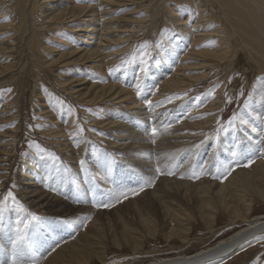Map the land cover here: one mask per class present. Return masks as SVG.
I'll return each mask as SVG.
<instances>
[{"label":"bare ground","instance_id":"1","mask_svg":"<svg viewBox=\"0 0 264 264\" xmlns=\"http://www.w3.org/2000/svg\"><path fill=\"white\" fill-rule=\"evenodd\" d=\"M62 1L68 0H0V10L5 9L6 11L5 13H3V11L0 12V14L2 13L0 15V31L10 29V32L13 31V35H19L20 39H24L27 33H32L33 35L30 38L28 37L29 39L26 38L28 39L27 44H29L28 46L32 53L39 52L42 56V51L47 50L45 45L46 41L53 39V37L48 36V32L54 30L52 27L54 23L66 24L76 21H88L89 24L76 26L75 29H73L74 32L79 31L85 33L83 35H87V33L93 35L96 31H101L100 40H103L104 33H107L106 28L111 29L113 27L110 25L112 20H108L107 22L105 19L114 12L124 10L123 7L128 8V2L136 3V0H101L100 5L102 3L104 5L99 9L92 7L91 4L87 5L88 3L85 2L86 0L83 3L77 4L74 3L78 0H71L64 6H60ZM138 2L140 3L136 5L133 12H127L129 15L134 13H136V15L138 14V17H130L131 19H134V21H138V23L130 22L131 26L127 29L128 39H132V42L137 37L136 33L141 31L139 25L142 24L146 28L141 32V35H145L151 32L150 30L154 26V23L160 21L164 15H167L166 19H169L170 21L172 20V25L183 26L181 31L177 30L176 33L171 32L170 34L167 33L165 36L163 34L160 36L159 39L162 41L158 44V55L153 61V67H151L152 72L148 74V77L162 76L164 71L170 67L169 63L166 62L172 59H177L181 54L180 52H184V48L186 49L187 47V40H190L191 44L188 46L187 54L183 58L184 62L181 61L178 65L174 66V73L159 82V84L161 83L159 90L157 91L158 84L157 88L153 90L149 98H147V86L150 83L149 81L152 80L146 82L145 90H142V97H139L138 100H136V103L134 104V107L136 108H132L137 111L130 110V112H127V114L131 112L136 114L134 120H132V118L129 119V117L122 112H113L112 109H105V116L100 115L96 117V120L93 118L92 121H95V125L99 124L100 127L112 129L116 126L120 128L123 126H129L128 123H130L131 125L127 127L126 130L129 133H135L137 130L132 127V124L141 123L143 121L150 122V119H152V121L156 119L161 120V118L163 122H168L171 117H175L177 114V119L180 120L181 126L173 127V131H175L176 134L183 135L185 131L192 133V135L200 134L201 131L210 128L204 126H211L215 122L217 123V119L220 118V111L225 104H223V91L227 86L228 79L226 78L213 86L212 89H210L209 96L206 98L204 97L205 99L203 101H198L200 98H195L190 102L179 101L180 103L175 106L170 104L173 106L171 108L169 107L170 109L167 108L164 111H160L162 110L161 107L165 104V100H167L165 96L167 94L171 95L172 100L180 98L182 94H185L186 90L189 89L188 87L191 86L192 83L194 84L207 79V76L209 75L208 73L212 70L210 67L212 66L218 65L219 67H232L233 63L231 59L234 56H237L239 53L237 50L241 49L246 52V55H248L250 65H252L251 67L256 71V74L253 77V83L248 85L250 86L251 97V100L247 102L249 106L241 110L240 116H243L244 119L248 120L247 126L250 129L254 131L261 129L259 131L260 136L255 139L256 144L254 145V147L257 148L256 153L258 151L257 155H259V157L254 158L253 155H249V151L247 150L248 146L244 145L243 151L244 149L245 151L243 153H245L246 156H241L239 160H243L246 167H252V170L248 173L241 172L235 177H232L231 180L223 179L220 180L219 183H214L218 180L216 179L217 172H213L212 169L215 163H212L211 156L220 153V149L222 148L226 151V157L229 156L232 150L237 152L236 146L238 145V140L231 139L230 136L218 139L213 146L210 147L211 153L208 155L206 162L205 155L201 157L202 151H205L206 147H204L205 145L203 144H197V146L192 148L189 152V159L192 158L196 163L191 167V172L184 174L187 176L185 179L186 181L165 180V183L160 185L162 186L160 191H153L152 199L159 201V206L165 208L166 215L170 220V222H166L165 225L159 226L158 221L151 213V211L157 212L159 206L155 204L156 202L153 200L147 202L149 203V206H142L141 203H143V201L140 202L142 197L135 194V192L141 189V187H136L134 185L130 187V190L134 191L123 192L124 195L119 198V201L124 197L126 200L124 203L126 204L119 209H116V211H114L116 214L114 216H116V218L114 217L111 219V215L109 216V214L113 210L112 207L116 208V206H121L119 201L117 204L112 202H115V191L117 190V187L115 186H117L116 182L119 181V177L117 175L115 176V172H113L112 163L110 161L113 160L115 156H113L112 153L104 154L99 145L100 143L95 142L93 145L100 150L95 155L94 165H91V168L86 165L80 166L81 170L73 174V183L75 179L81 177L82 174L85 173H88L94 178V182L101 188L102 193L107 192V197L104 198V204H108L110 207H103L102 216H106V220L109 221L107 223L104 222L100 227L94 226L91 222L90 225H86L78 234H76V231L74 230L73 223L61 219H52L46 224H41L40 221L32 222L31 225H33V227H29L26 230V243L22 242L19 246L23 248L27 247L28 254H25L26 260L34 259L37 261V264H92L93 260L97 259L102 264H106L107 255L112 246L118 250L124 247H129L134 253H138L143 249L145 240L148 238H155L159 235L165 237L167 241L179 238L181 241L186 242L188 241L187 239L191 230V225L185 220L182 213L176 212L178 211L176 209L171 210L172 207L169 204L171 202L165 199V197H178L176 193L173 191L171 192L172 189L186 193L188 196L186 199L191 200L196 198L197 202H199V213L203 211V207L205 209H213L212 206H214V200H217L228 207L232 199H240L239 197L246 198V191L248 190H243V192L239 194L241 191L239 188L240 184L251 187L252 189L250 190L253 191L254 194L258 196L260 195V197L264 199V105L261 104L262 102L264 104V0H138ZM127 10L130 9L128 8ZM100 14H107V16L100 20ZM140 14L144 15V17L141 18ZM120 17L122 16H119L118 18ZM99 23L102 25L101 30L97 28ZM166 23L169 22L166 21ZM68 26L72 28V25L68 24ZM167 26H169V24ZM187 30L191 37L184 35L187 33ZM9 40L10 38L5 40L0 38V54L3 55V53L12 49ZM99 46L100 48L97 47L96 49H92L91 44H87V50H83L84 53L78 58L72 59V56H74L73 52L70 55L59 57L56 60V63L67 61V65H73L79 62H92L95 58L105 55V52L109 49L101 44H99ZM180 48L182 51L178 50ZM130 49L131 45L130 47L128 45L125 48V51H130ZM113 54H115V52L106 54L108 57L105 55L103 56L104 59L102 58V60H100L101 62H104V60L107 61V70L110 69L115 62L112 56ZM34 56L35 61H38L37 55L35 54ZM214 63H216V65ZM16 65L17 64L14 62L8 65H2L0 63V73H8L11 69L16 67ZM143 67L144 63L141 64L140 70ZM131 70L132 69L129 68H117L119 74L116 79L117 82H114V78L110 77L111 81L103 85L99 90L100 92H98L97 87H95L96 83L89 85L90 82H86L84 78L73 79L72 76H69L67 77V81H65L66 79H61V81L57 80V84L61 85L60 87L62 88L65 87L64 89L69 91L70 96L72 95V97L78 99L82 97L84 101L92 104L99 103L112 96L121 95L120 98L125 96L127 99L134 96V98H136L137 95L135 96L134 92L126 91L123 83L130 85V80L136 78L137 83L135 85L139 82L145 84L143 82L144 76L137 75V73L134 72L135 70ZM231 73L232 70L230 69L228 74ZM238 73L239 75L243 74L242 71ZM145 76H147V74ZM61 77L66 76L62 74ZM232 78H235V74L232 75ZM244 80L245 83L242 93L247 85L246 77ZM73 84L74 87L72 89L71 87ZM40 88L39 90H34L36 91L35 99L38 102V105H36V112L42 111L43 115L41 116H44V118H42L46 121L48 120V123H46L48 125L44 123H42L43 126L40 125L41 129L47 126V129L42 132L46 136H49L50 138L52 137L50 141L54 144H57L64 149H70L67 151L69 152V156L73 155V157L76 158L75 154L77 151L73 149L72 145L74 142H71V140L76 139L77 137L68 138L64 132V128L67 125L71 127L72 133L76 131L78 119L76 112L75 114L73 112L75 108L64 105V109L62 106L63 103L59 101L60 99L56 100L51 98L49 94H47L45 88H43L44 90ZM160 88L163 91H160ZM158 97H162L163 99L161 98L162 100H157ZM148 99L152 102L151 106L147 103ZM64 100L62 101L64 102ZM252 102L254 103V106H251ZM4 103L8 102L5 100ZM4 103L2 102V104ZM66 107L68 109H66ZM6 108H9L8 104ZM181 108H187L186 115L183 118L179 116V113L182 110ZM1 111L3 112V109ZM42 112L40 113L42 114ZM59 114H68L66 117L68 120L66 123L67 125L65 126L62 124L63 128L61 130L56 128V126H61V124L57 123V121H59ZM11 115L4 111L3 114H0V121L3 119V121H8L13 115H16V113H14L12 117ZM123 117L126 118L123 119ZM115 118H117V120ZM74 121H76V124H74ZM171 121L172 120L169 122ZM187 125L190 126L187 127ZM185 126L188 129L183 131L182 129ZM16 129H19V127ZM76 140H78V138ZM249 140L253 141V136H251ZM185 143L189 145V142ZM185 143L181 144L183 145ZM187 144H185L184 149H189ZM12 145L15 146V143ZM154 147L158 149V146H153L151 148L152 151L154 150L156 154H159ZM13 148L15 149V147ZM75 148L81 151L82 146L77 145ZM1 151H7L3 144H0V152ZM11 154H13V152H11ZM76 155L78 156L79 153ZM184 156H186V154ZM231 158L232 157L228 158V161H232ZM2 160L3 159H0V179L2 176L5 177L4 167L8 166L7 163ZM225 162L224 158H222L216 163L221 169H223ZM49 163V160L38 157L30 158L23 162L20 167L19 177H23V175L26 174V171L29 175L19 186L20 189H17L21 197L25 198V200L21 201H23L26 206L44 209L52 218H55L60 214L73 213L77 204L73 202L71 191L76 193V186L74 184L71 188L67 186L69 176H66L65 173L67 170L69 172L72 170L68 166L67 170H65V166L61 168L48 165ZM27 165L28 168L26 167ZM37 165H41L44 170L37 173V176L34 179L32 177L33 170ZM92 168H96L98 174H96ZM161 173V171L155 172V176L165 175H162ZM207 173L210 175H206ZM233 173L234 172L232 171L230 176ZM193 177L194 181L192 180ZM195 177H199L200 179H196ZM151 182H153V180ZM213 185H215L214 188L212 187ZM59 186L60 190H58ZM162 194H166V196L164 197ZM125 195L127 198H125ZM87 196L88 195L86 194L83 198L89 200L90 196ZM78 202H80V199H78ZM205 203L207 206H205ZM250 205H252V200L249 203V206L247 205L248 209H251ZM130 209L133 212L132 215L135 216L136 222L129 220L125 216L126 212L130 211ZM16 212L21 216L27 215L26 211L19 212L18 205L16 207ZM13 213L14 211H12L11 208H6V211L1 213L0 216V224L5 231L4 239L11 247L13 240H15L17 236V233L15 232V221L12 219ZM175 217L180 219L176 220ZM240 217L245 220V225L229 235L220 238L209 246L190 253L182 252L166 256H155L142 264H217L231 256H223L215 259L209 258L205 261H202V259L205 255L206 258L210 254L217 252L221 245L239 239L246 233H256L253 235L252 239L247 241L248 244L252 241L254 242L257 238L264 237V214L250 217L239 209L234 210L232 219L236 220ZM243 238H245V236ZM1 251H4V253L2 252L3 254L8 255L4 248H1ZM1 255L2 254H0V260L6 261L3 260L4 258ZM12 258L13 247L8 259L9 261L4 262V264H10ZM17 259H20L19 255H17Z\"/></svg>","mask_w":264,"mask_h":264},{"label":"rangeland","instance_id":"2","mask_svg":"<svg viewBox=\"0 0 264 264\" xmlns=\"http://www.w3.org/2000/svg\"><path fill=\"white\" fill-rule=\"evenodd\" d=\"M70 1L71 0L62 1L60 6H64ZM84 1L85 0H78L74 4L83 3ZM85 2L88 3L87 5L91 4L92 7H96L99 9L104 5L103 3L100 5L101 0H86ZM139 3L140 2H138V0H136V3L128 2V8L130 10H127V7H123L124 10L114 12L113 14H110L107 19H105L107 20V22L108 20H112L110 25H112L113 27L111 29L106 28L107 33H104L103 40H100L101 31H96V33L93 35H90L89 33H87V35H83L85 33L79 31L74 32L73 29H75L76 26L89 24L88 21H76L66 24L54 23L52 25V27L54 28V30H52L53 33L52 31L48 32V36L53 37V39L46 41L45 45L47 47V50L42 51V56L39 52L36 51V53H32L28 46L29 44H27L28 39L33 35L32 33H27L24 39H20L19 35H13V31L10 32V29L0 31V38L4 40L10 38L9 43L12 46V49L3 53V55L0 54V63L2 65H8L12 62L17 64V68L14 67L8 73H0V114H3L4 111L5 113H9L10 115L16 113V115H13V117L11 115L12 118L8 121H3L4 119L0 121V144L5 145V149L7 150L1 151L2 153L0 152V159H3L2 161H5V163H7L8 165L4 167L5 177L2 176L0 179V201L4 200V197L7 196V193L9 191L13 193V196L16 198L15 201L9 198L3 205L5 208H11V210L14 211L12 215L13 221H15L16 216L18 215V213L16 212V207L17 205L19 206L22 203V205L25 207L24 209L27 208L26 214L28 212H31L41 217V219L39 220L41 224H46L52 219H61L66 222L73 223L76 234L81 232L86 225H90L91 222L96 227H100L104 222L107 223L109 221L106 220L107 217L102 216L103 205H105L104 198L107 197V192L102 193L101 188L94 182V178L88 173H81L82 176L75 179L73 183V174L81 170L80 166L86 165L91 168L90 166L94 165L95 155L100 150L93 145L95 144V142L100 143L99 145L104 154L112 153L113 156H115V158L110 161L112 163V168L113 172H115V176L117 175L119 177V181L116 182L117 186H115L117 187V190L115 191V202L112 201L116 204L118 203L119 198L124 195L123 192L134 191L130 190V187L134 185L136 187H141V189L143 188V191H141V189L137 191L135 190V194H138L139 197H142L140 200V202L143 201V203H141L142 206H149V203L147 202L149 200H153V191H160V189L162 188V186L160 185H163L165 183V180L186 181L185 179L187 178V176L184 174L191 172V167L196 163L192 158L189 159V152L192 148H195L197 144L205 145L204 147H206V152L202 151L201 157L205 155L206 162L208 155H210L211 153L210 147H212L218 139L225 138V136H230L231 139H237L239 147L237 148L236 156L232 155L233 152H236L232 150L229 156L226 157V151L223 150V148L220 149V153L213 154L211 156L212 163H215L212 169L213 172H217L216 179L218 180L214 183H219V181L223 179L231 180L232 177H235L241 172L248 173L250 172V170H252V167L247 168L245 162L243 160L240 161L239 158L241 156H246V154L243 153L245 151V149L243 151L244 145L248 146L247 150L249 151V155H253L254 158L259 157V155H257L258 151L256 153L257 148L254 147V145L256 144L255 139L260 136L259 131L261 129L254 131L250 129L247 124H241L239 119L232 124L229 123L234 114L238 117L241 115V110L244 109L245 104L249 102L250 86L248 85H251L253 83V77L256 74V71L251 67L252 65H250L248 55H246V52L242 51L241 49L237 50V52H239L238 55L234 56L231 59L233 63L232 67H219L218 65H216V63H214L216 66L210 67L212 68V70H210L211 73H208L209 75L207 76V79L196 82L194 84L192 83L191 86L188 87L189 89L186 90L185 94H182L180 98L172 100L171 95L167 94L165 96L167 100H165V104L163 105V107H161L162 110L160 111H164L167 108L170 109L171 107H173L172 105L175 106L183 101L190 102L195 98H200V100L198 101H203L206 97L209 96L210 89H212L213 86H215L220 81L225 80L226 78L228 79L227 86L223 91V104H225L220 111V118L217 119V123L215 122L211 126H204L210 128H207L205 131H201L200 134L192 135V133L185 131L190 125H187V127L185 126L182 129L183 131H185L184 134H186L187 136L184 134H176L175 131H173V127L181 126L180 120L177 119V114L175 115V117L170 118V120H172L171 122H169L170 120L168 122H163L161 118V120L156 119L152 121V119H150V122L143 121L141 123L132 124V127L136 128L137 130L135 133H129L126 130V128L131 125L128 122L126 123H128L129 126H123L121 128L116 126L112 129L100 127L99 124L95 125V121H92L93 118L94 120H96V117L100 115L105 116V109H112L113 112H122L123 114L127 115L129 119L132 118V120L136 118V114H134V112L127 114V112H130V110L137 111L132 108H136L134 107L136 100H138V98L142 97L143 95L142 91L140 95H137V85H135L137 83L136 78H132L130 80V85L123 83L126 91L134 92V95H137L136 98H134V96L130 99L125 98V96L120 98L121 95L112 96L106 98L104 101L94 104L84 101L82 97L78 99L72 97V95L70 96L69 91L64 89L65 87L62 88L60 87L61 85L57 84V80L61 81V79H66L65 81H67V77L69 76H72L73 79L84 78L86 82H90L89 85L96 83L95 87H97V91L100 92V88L111 81L110 77H113L114 82H117L116 79L119 76L117 68H129L135 70L134 72L137 73V75L144 76L143 82L145 84H141V82L138 83L142 86V90H145L146 82L152 80L149 81L150 83L147 86V98H149L153 90L157 88L159 82L166 79V77H168L170 74L174 73V66L183 61V58L187 54V48L188 46H190L191 41L187 40L186 49L184 48L183 53L180 52L181 54L177 59H172L166 62L169 63L170 67H168L166 71H164L162 76L158 75L148 77V74L152 72L151 67H153V61L158 55V44L162 41L159 39L160 36L162 34L165 36L167 33L170 34L171 32L176 33L177 30L181 31V28H183V26L172 25V20L170 21L169 19H166L167 15H164L160 21L154 23V26L152 27L153 29L151 28L150 30L151 32L145 35H141V32H143L146 28L142 24L139 25L141 31H138L136 33L137 37L132 42V39H128L127 29L131 26L130 22L138 23V21H134V19L130 18L138 17V14L136 15V13H134L129 15L127 14V12H133L136 5ZM1 11H3V13L6 12L5 9L0 10V12ZM106 16L107 14H100V20H102ZM119 16L122 17L118 18ZM140 16L141 18L144 17V15L142 14H140ZM166 21H168L169 23H166ZM68 24L72 25V28H70ZM168 24L169 26H167ZM97 28L101 30L102 25H100L99 23V26H97ZM186 32L187 33H185L184 35L187 37H191L188 30ZM87 44H91L92 49H96L97 47L100 48L99 44L104 45L105 48H109L105 53L110 54L112 52H115V54H113L112 56L116 63L114 62L113 66L107 70V61H100L106 54L102 55L101 57L95 58L92 62H79L73 65H67V61H60L56 63V60L59 57L70 55L73 52L74 56L71 55L72 59L78 58L84 53V51L87 50ZM128 45L129 47L131 45V49L130 51H125V48ZM145 45H147L146 48ZM178 50H181V48ZM145 52L148 53L146 58ZM35 54L37 55L38 61H35ZM106 56L108 57V55ZM144 59H147V72L143 73L140 70V66L143 63ZM230 69L232 70V73L235 74V78H232V75L234 74H228ZM240 71H242L243 74L239 75L238 72ZM62 74H64L66 77H61ZM146 74L147 76H145ZM245 77L247 79V85L245 87V90L243 91L242 96L241 93L245 83ZM74 84L71 87L72 89L74 87ZM160 85L161 83L158 85V89ZM39 88L42 90H44L43 88H45L47 94H49L51 98L56 100L60 99L59 101L63 103V107L65 105L71 108H75V111L73 110V112L74 114L76 112L78 119L76 131L72 133L71 127L66 124L68 122V120L66 119L68 114L58 115L59 121H56L57 123L61 124V126H56V128L61 130L63 128V125H67L64 128V132L67 137L78 138V140H76L77 138L71 140V142H74V144L72 145L73 149L76 150L77 153H79L78 156L76 155L77 153L75 154L76 158H74L73 155L69 156V152L67 151L70 149H64L61 146L54 144L50 141L52 137L50 138L42 132L47 129L46 125L48 124L46 123H48V120L46 121L43 119L44 116H41L43 115L42 111L36 112V105H38V102L35 99L36 91L34 90H39ZM160 91L163 90L160 88ZM161 98L162 97H158L157 100H162L163 98ZM5 100L8 103H4ZM62 100H64V102ZM1 101L4 104H2ZM147 101H149V99ZM7 104L9 105V108H6ZM261 104L264 105L263 102ZM251 106H254L253 102L251 103ZM1 108L3 109V112L1 111ZM66 109L68 108L66 107ZM186 111L187 108L182 109L179 113V116L183 118L186 115ZM40 112H42V114ZM125 118L126 117H123V119ZM115 119L117 120V118ZM75 122L76 121H74V124H76ZM42 123L46 124V127L41 129V126H43ZM18 127L19 129H16ZM153 129H155V132H153ZM10 131L13 132L11 133ZM251 136H253V141L249 140ZM185 142H189V145ZM13 143H15V146L12 145ZM181 143L187 144L189 149H184L185 144L182 145ZM77 145L82 146L81 151L75 148ZM12 146L15 147V149ZM153 146H158V149H161L160 151L162 152L154 147L156 151L159 152V154H156V152L154 150L152 151L151 149ZM10 151L13 152V154H11ZM185 154L186 156H184ZM34 157L49 160L50 163L48 165L61 168L65 166V170H67L68 166L72 170L71 172L67 170L65 171V173L66 176H69L67 186L69 188L73 187V184L76 186V193H73V191H71L73 202L77 204L73 213L60 214L55 218H52L51 215H49L44 209L26 206L25 203L21 201L25 200V198L21 197L17 189H20L19 186L29 174L26 171V174H24L23 177H19L20 167L22 166L24 161ZM230 157L233 158H231L232 161H228V158ZM222 158H224V160L226 161L223 169H221V167H219L216 163ZM81 161H83L84 163L82 164ZM28 165L26 166L27 168ZM157 168H159L160 171L165 175L155 176ZM92 169H94L95 173L98 174L96 172V168ZM228 169H231V172H234L231 176L228 173ZM42 170L44 169H42L41 165H37L33 170L32 177L35 179L37 173L41 172ZM168 173L173 174L169 175ZM206 175L210 174L207 173ZM195 178L200 179L199 177ZM152 180L153 182H151ZM192 180L194 181V177ZM214 186L215 185H213L212 187L214 188ZM239 188L241 189L239 194H241L243 190H248L246 191V198L239 197L240 199H232L228 207L227 205H224L223 203L212 199L214 200V206H212L213 209H205L203 207V211L201 213L198 212L199 202H197V199H186L188 196L184 192L183 194L180 190L179 192L173 189L171 190V192L173 191L174 193H176L178 197H165L166 194H162L166 200L171 202L169 203L172 207L171 210H178L176 212L182 213L183 217H185V220H187V222L191 225V230L187 239L188 241H181L179 238L167 241L165 237L159 235L155 238H148L149 240H145L143 249L138 253H134V251L129 247H124L118 250L114 248V246H112L110 247L111 250H109V253L107 255L108 263L106 262V264H142L155 256H166L182 252H194L200 248L213 244L220 238L229 235L233 231L246 224L245 220L241 217L237 218L236 220L232 219L234 210L239 209L243 213L248 214L250 217L264 214V199L260 197V195L258 196L254 194L253 191L250 190L252 188L249 186L240 184ZM58 190H60V186L58 187ZM86 194L88 195L87 197L90 196L89 200H85L83 198V196ZM78 199H80V202H78ZM251 200V209H248ZM125 201L126 200L123 197L119 201L121 206H116V208L112 207L113 210L109 214V216L111 215V219H113L114 217L116 218V216H114L116 215L114 211L125 205ZM153 201H155V204L159 206L158 200ZM205 206H207L206 203ZM151 213L153 214L152 216L155 217L158 221L159 226L165 225L166 222H170L169 217L166 215L165 208L162 206H159V210L157 212L151 211ZM132 214L133 212L130 209V211L126 212L125 216L129 220L136 222L135 216ZM175 219L178 220L180 218L175 217ZM29 227H33V225H30ZM4 235L5 231L2 229V226L0 224V254H2L1 256H3V260L9 261L8 259L11 255L12 247L6 242V240L4 239ZM257 239L254 240V242L252 241L250 245H248L243 250H240L236 254L217 264H264V237H261L258 240ZM1 248H4L8 255L3 254L4 251H1ZM25 248L27 249V247ZM26 254H28L27 251ZM92 264L102 263L96 259L93 260Z\"/></svg>","mask_w":264,"mask_h":264},{"label":"snow or ice","instance_id":"3","mask_svg":"<svg viewBox=\"0 0 264 264\" xmlns=\"http://www.w3.org/2000/svg\"><path fill=\"white\" fill-rule=\"evenodd\" d=\"M147 47V45H145V48ZM148 53L145 52V57H147ZM144 63V67L141 69L142 72H147V59L143 60ZM137 95L141 94L142 91V86L140 84H137ZM159 89H157L158 91ZM241 95H243V93H241ZM249 100H251V97H249ZM230 102V101H229ZM147 103L151 106V101H147ZM249 105L245 104V108H247ZM239 119L241 124H248V120L244 119L243 116H237V115H233L232 119L229 121L230 124H232L233 122L237 121ZM153 132H155V129H153ZM237 148L239 147V145L236 146ZM233 156L237 155V152H233L232 153ZM81 163L83 164L84 162L81 161ZM157 172H160V169L157 168L156 169ZM231 169H228V173L230 174ZM163 174V173H161ZM169 175H172L173 173H168ZM141 191H143V188L141 189ZM9 198H11L13 201H15V197L13 196V193L11 191H9L7 193V196L4 197L3 201H0V213H3L6 211V208L3 206L5 201H7ZM125 198L126 195H125ZM103 207H110V205L105 204L103 205ZM26 210L24 209V206L21 204L19 205V212H25ZM41 219V217L35 215L34 213L28 212L26 216H21V215H17L16 219H15V232L17 233V236L15 238V240H13L12 242V247H13V258L10 261V264H37V261L34 259H25V254L27 249L23 248V247H19L21 245L22 242L26 243V237H27V232L26 230L29 228V226L32 224L33 221H39ZM17 255L20 256V259H17ZM0 264H4V261L0 260Z\"/></svg>","mask_w":264,"mask_h":264},{"label":"water","instance_id":"4","mask_svg":"<svg viewBox=\"0 0 264 264\" xmlns=\"http://www.w3.org/2000/svg\"><path fill=\"white\" fill-rule=\"evenodd\" d=\"M255 234H256L255 232H253L251 234L246 233L244 235L245 238H243L244 236L242 235V237L239 239H235V240L231 241L230 243H225V244L221 245V247H219L217 252L210 254L206 258H205V256H206L205 255L203 257L202 261L208 260L209 258L215 259V258H219V257H223V256H232V255L236 254L240 250H243L248 245H250L247 243V241L252 239L253 235H255Z\"/></svg>","mask_w":264,"mask_h":264}]
</instances>
